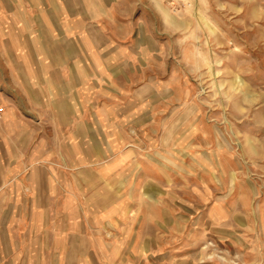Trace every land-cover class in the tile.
Segmentation results:
<instances>
[{
    "label": "rangeland",
    "instance_id": "rangeland-1",
    "mask_svg": "<svg viewBox=\"0 0 264 264\" xmlns=\"http://www.w3.org/2000/svg\"><path fill=\"white\" fill-rule=\"evenodd\" d=\"M131 2L141 66L157 59L145 80L161 87L159 104L141 106L152 120L131 130L117 173L129 185L111 186L129 194L130 217L38 253L46 264H264V0Z\"/></svg>",
    "mask_w": 264,
    "mask_h": 264
},
{
    "label": "crops",
    "instance_id": "crops-1",
    "mask_svg": "<svg viewBox=\"0 0 264 264\" xmlns=\"http://www.w3.org/2000/svg\"><path fill=\"white\" fill-rule=\"evenodd\" d=\"M131 4L0 0V264H46L38 251L126 225L129 194L111 186L129 185L117 173L129 168L131 130L152 120L141 106L159 104L161 87L145 80L157 59L141 66Z\"/></svg>",
    "mask_w": 264,
    "mask_h": 264
},
{
    "label": "built area",
    "instance_id": "built-area-1",
    "mask_svg": "<svg viewBox=\"0 0 264 264\" xmlns=\"http://www.w3.org/2000/svg\"><path fill=\"white\" fill-rule=\"evenodd\" d=\"M3 112H4V108L0 105V116L3 115Z\"/></svg>",
    "mask_w": 264,
    "mask_h": 264
}]
</instances>
